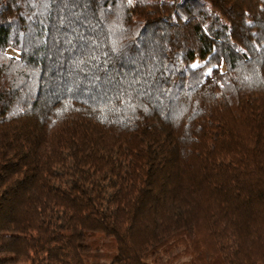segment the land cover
<instances>
[{"label":"trees","instance_id":"16d2710c","mask_svg":"<svg viewBox=\"0 0 264 264\" xmlns=\"http://www.w3.org/2000/svg\"><path fill=\"white\" fill-rule=\"evenodd\" d=\"M0 264H264V0H0Z\"/></svg>","mask_w":264,"mask_h":264},{"label":"rangeland","instance_id":"374dc122","mask_svg":"<svg viewBox=\"0 0 264 264\" xmlns=\"http://www.w3.org/2000/svg\"><path fill=\"white\" fill-rule=\"evenodd\" d=\"M61 182L68 186L71 185V175H63L61 177Z\"/></svg>","mask_w":264,"mask_h":264}]
</instances>
